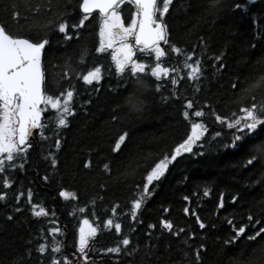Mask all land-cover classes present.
I'll return each mask as SVG.
<instances>
[{
    "label": "trees",
    "instance_id": "obj_1",
    "mask_svg": "<svg viewBox=\"0 0 264 264\" xmlns=\"http://www.w3.org/2000/svg\"><path fill=\"white\" fill-rule=\"evenodd\" d=\"M44 2L0 0V24L10 34L37 40L44 33H38L35 28L28 31L27 25H44L49 19H56V10L63 11L65 3L70 25L83 16L78 7L82 0H52L51 12L41 7L40 14L33 18L28 5ZM236 3L244 5V9L230 10ZM17 12L19 17L15 15ZM133 12L131 5L123 6L122 16L127 24ZM165 19L170 42L181 48V54L172 53L166 45L168 58L163 63L179 71L162 81L166 84L162 92L172 96L174 91L176 95L172 97L173 102L161 103L154 87H144L139 94L145 103L139 113L130 112L125 103V96L133 91L135 81H130L126 89L113 91L117 83L114 65L96 52L99 14L85 21L86 27L79 29V35L70 27L71 40L65 41L64 34L58 31L48 33L50 44L44 63L49 92L59 96L69 85H74L75 115L68 118L66 128L57 131L54 113L49 111L44 122L49 124L45 138L41 139L39 134L37 148L28 151L24 168L10 173L13 186L5 190L7 202H0V264H42L41 254L35 249L40 243H51L53 236L48 230L53 228L60 230L56 239L62 242L63 257L70 264H81L77 248L84 219L97 228L96 236L90 238L93 245L88 257L90 264H188V259L195 264V251L201 245L204 246L201 264L264 261L261 251L264 233L255 240L247 239L264 226V220L255 227L248 224L249 214L254 218L264 217V154L250 168L242 167L243 148L238 152L224 148L235 130L216 120L217 115L225 121L243 115L240 108L253 102L252 97L244 99L245 90L264 76V0L255 4H249L248 0H221L220 5H214V0H173ZM190 52L195 55L189 63L196 59L202 62L199 81L187 79L189 70L184 67V60L185 53ZM217 55L220 61L215 59ZM137 57L142 58L140 54ZM102 63L106 68L103 81L85 86L80 77L95 64ZM220 63L224 66L219 67ZM65 71L69 75L58 88L56 82ZM173 77L178 80L176 86L170 84ZM144 78L153 85L157 83L150 76ZM197 83L198 93L194 91ZM234 83L236 88L232 87ZM253 95L258 102L264 91L257 88ZM189 99H194V107L187 109L189 117L185 120L182 113ZM196 110L204 111L205 116L195 117ZM113 116L119 119L113 120ZM193 122L205 123L209 129L206 139L211 143L194 149L204 155L185 154L170 165L165 176L150 186V195L145 197L134 221L131 206L142 192L148 171L187 137ZM216 131L222 136L213 140ZM125 132L128 136L117 150L116 143ZM256 135L264 139V125ZM56 139L61 142L59 150L55 147ZM53 155L57 160L55 168L51 166ZM86 164L90 166L85 167ZM105 164H108L107 170ZM206 188L210 190L207 197L203 195ZM29 190L33 192L31 203L27 196ZM61 191L75 198L65 199L59 195ZM221 196L223 208L219 207ZM233 196L237 197L236 203L232 202ZM15 206L22 211L15 212ZM114 207L115 217L111 211ZM39 208L47 214L35 215ZM79 208L84 211L80 212ZM9 215L14 219L8 220ZM109 218L121 223V234L114 227L104 229ZM197 218L205 223V229H200ZM164 219L173 223V232H179L180 228L185 231L179 235L162 232L160 221ZM229 219L237 227L248 226L235 243L226 245L224 239L229 233L234 235L233 225L227 223ZM150 224L156 227L149 228ZM122 235L129 236L139 248L134 256L106 253L108 247L117 245ZM185 253L190 254L188 258ZM50 255L49 247L44 257Z\"/></svg>",
    "mask_w": 264,
    "mask_h": 264
},
{
    "label": "snow or ice",
    "instance_id": "obj_2",
    "mask_svg": "<svg viewBox=\"0 0 264 264\" xmlns=\"http://www.w3.org/2000/svg\"><path fill=\"white\" fill-rule=\"evenodd\" d=\"M257 2L258 0H248L249 4H255ZM172 3L173 0H82V3H79L78 7L84 15L78 19V22L71 23V25L67 19L70 13L65 3L63 11L56 10V19H49L44 25H27L28 31L35 28L38 33H44L37 40H33L27 36L22 37L10 34L3 25H0V202H7V192L3 190L11 189L13 186L10 173L17 169H23L24 163L27 162L28 151L33 147L34 130H39L41 139L45 138V130L49 127V124L42 122L45 111L49 108L53 110L57 131L66 128L69 124L68 118L75 115L72 107L76 94L74 85H69L66 91L60 92L59 96H54L47 91L43 57L47 46L50 44L48 33L58 31L64 34L65 41L71 40L72 35L68 34L69 28L75 29L76 32L74 34L79 35V29L86 27L85 21L98 10L100 27L99 46L96 48V52L104 53L111 50V60L115 68V77L117 80L113 91L126 89L130 81H135L133 91L127 93L125 96V103L129 106L130 112L139 113L143 111L145 103L142 95L139 94L140 86L154 87L155 91L160 94L159 98L161 103L173 102L172 97L176 95L174 91L172 92V96L164 95L162 92V89L166 87V84L162 81H166L172 72L179 71V69L164 65L162 58L166 57L167 52L162 47V44L167 45L172 53L177 55L181 54V48L170 42L169 25L165 19L169 14ZM220 4L221 0H214V5ZM125 5H131L135 9L131 15V22L127 25L122 18L123 6ZM41 7L44 8V11L51 12L53 10L52 0H46L42 4H29L28 11L35 18V16L40 14ZM244 7V5L236 3L230 10H243ZM15 15L19 17L18 12ZM24 19L27 21L28 17L25 16ZM204 49L206 51V44ZM137 52L144 54L148 59L145 62H139L140 58L137 57ZM84 54H87V49L84 50ZM203 54L204 52L202 51ZM194 55L195 52L185 53L184 67L189 70L187 73L188 80L199 81L202 75V62L200 59H196L194 63H189V61L193 60ZM153 57L155 60L154 65L151 62ZM215 59L220 61L221 57L217 55ZM83 62L82 56L81 63ZM223 66V63L219 64V67ZM68 75L69 73L67 71L62 73L61 78L56 82L58 88L63 78ZM145 76L154 78L157 83L153 85L150 80L144 78ZM80 78L84 85H93L94 82L97 84L100 83L103 78L101 67H94ZM170 84L176 86L178 85V80L173 77L170 80ZM232 87L236 88L237 85L234 83ZM257 88L264 91V76H261L257 83L252 84L245 90L243 94L244 99L247 100L248 97H252L253 102L250 103V106L240 108V112L243 115L230 121L222 120L220 116H216V120L221 124L226 123L229 130H235L231 133V140L225 142L224 148L226 151L232 150L237 152L243 148L241 159L242 167L244 168H250L255 165L260 155L264 154V139H258L256 135L260 126L264 125V96L256 102L253 94ZM194 91L197 93L200 91L198 83L195 85ZM193 107L194 99L187 100L184 105L185 110L182 113L185 120L189 117L187 109H193ZM194 116L198 118L204 117L205 112L196 110ZM112 119L116 120L119 117L113 116ZM208 133L209 129L205 123H191V131L187 137L178 143L170 154H164L158 162H155L154 167H151V170L148 171L145 177L146 183L143 184L142 192L132 203L131 217L134 221L137 218L138 210L141 209L145 202V197L150 195V186L165 176L170 165L177 162L178 158L185 154L192 156L204 155L203 152H197L194 149L203 148L204 144L211 143V141L206 139ZM127 136L128 133L125 132L119 137V141L116 143L117 150ZM221 136L222 133L216 131L212 139L216 140ZM202 141L203 143H201ZM55 147L57 150L60 149L61 142L59 139L55 140ZM249 153L255 154L250 155ZM45 159H48V157H45ZM17 160L20 161L19 164L16 163ZM56 163L57 160L53 155L51 158V166L55 168ZM89 166L90 164L85 165V167ZM104 169H108V164L104 165ZM44 179L47 180L48 177L45 176ZM59 195L65 199L69 197L75 198L71 193L65 191H61ZM203 195L205 197L209 196L210 190L206 188ZM27 196L28 202L31 203L33 192L29 190ZM236 201L237 197L233 196L232 202L236 203ZM20 203V198L17 196L16 204L19 205ZM219 207H224L223 196H221ZM78 210L83 212L84 208H79ZM14 211L21 212L22 209L19 206H15ZM111 211L113 217H115L116 208H112ZM185 212L187 213L188 209H185ZM34 214L46 215L47 213L41 208L40 212ZM7 219L12 220L14 217L9 215ZM262 220H264V217L254 218L252 214L248 215V224L253 227L260 225ZM197 223L200 229H205V223L199 218H197ZM227 223L233 225L234 235L229 233L223 243L230 245L246 233V227L248 225L237 227L233 224L232 219H229ZM112 227H114L117 234L122 233L121 223L117 222L114 218H109L104 224V229ZM148 227L155 228L156 225L150 224ZM160 228L162 232L167 231L173 235H179L180 232L185 231L184 228H180L179 232H173V223L167 219L160 221ZM134 230L133 228L132 231ZM48 231L53 236L51 243H40L35 249L41 254L42 264H70L63 257L62 242L56 239V235L60 230L53 228ZM79 233L77 252L82 258L81 264H90L88 258L89 252L93 250V245L90 244V238L96 236L97 228L93 227L87 219H84ZM262 233H264V226L259 227L254 235H248L247 239L255 240ZM183 242L187 243V240ZM49 247L51 248V255L44 257L46 249ZM203 247L201 245L195 251V264H201V249ZM138 251L139 248L132 244L131 239L127 235H122V238L116 246L106 249V253L123 254L125 256H134ZM261 251L264 253V249ZM28 252L30 255L31 249ZM189 255L185 253L186 258ZM188 264H192L191 259H188ZM247 264H264V261L250 259Z\"/></svg>",
    "mask_w": 264,
    "mask_h": 264
},
{
    "label": "flooded vegetation",
    "instance_id": "obj_3",
    "mask_svg": "<svg viewBox=\"0 0 264 264\" xmlns=\"http://www.w3.org/2000/svg\"><path fill=\"white\" fill-rule=\"evenodd\" d=\"M46 73V84H47V89L49 88V83H48V76H47V71H45Z\"/></svg>",
    "mask_w": 264,
    "mask_h": 264
},
{
    "label": "clouds",
    "instance_id": "obj_4",
    "mask_svg": "<svg viewBox=\"0 0 264 264\" xmlns=\"http://www.w3.org/2000/svg\"><path fill=\"white\" fill-rule=\"evenodd\" d=\"M144 87L143 86H140V89H143ZM128 107V109H129V106H127ZM129 111H130V109H129ZM132 113H135V112H132Z\"/></svg>",
    "mask_w": 264,
    "mask_h": 264
},
{
    "label": "water",
    "instance_id": "obj_5",
    "mask_svg": "<svg viewBox=\"0 0 264 264\" xmlns=\"http://www.w3.org/2000/svg\"><path fill=\"white\" fill-rule=\"evenodd\" d=\"M96 11H98V10H96ZM96 11H95V12H96ZM34 132H35V134H36V133H37V130H34Z\"/></svg>",
    "mask_w": 264,
    "mask_h": 264
}]
</instances>
